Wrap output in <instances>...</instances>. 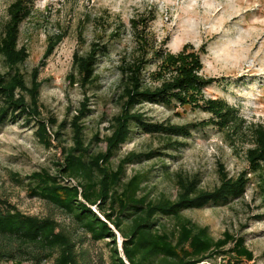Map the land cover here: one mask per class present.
Instances as JSON below:
<instances>
[{
	"label": "rangeland",
	"instance_id": "obj_1",
	"mask_svg": "<svg viewBox=\"0 0 264 264\" xmlns=\"http://www.w3.org/2000/svg\"><path fill=\"white\" fill-rule=\"evenodd\" d=\"M15 0H0V32L9 18L8 8ZM152 18L150 29L157 44L170 54H180L186 45L200 54L203 68L199 75L215 78L200 96V104L167 107L144 103L138 107L149 120L178 125H197L190 137L150 135L137 130L113 159L120 160L132 152L159 151L150 160L129 164L128 181L136 174L147 177L140 195L150 199L162 196L176 198V173L198 177L200 187L213 190L221 185V171L237 179L248 171L250 183L244 196L228 205L211 204L204 209L186 210L184 215L202 226H209L215 238L225 232L246 239L254 252L255 262L264 264V191L263 177L250 169L247 151L253 145L248 129L264 124V0H36L33 12L21 27L20 45L27 47L29 58L21 66L30 81L34 68L39 67L41 115L49 125L53 147H45L36 135L37 124L22 119H8L0 124V199L8 201L28 215L52 218L59 230L75 243L80 264H112L109 239L95 241L62 208L31 193L34 172L49 170L58 173L63 149L73 144L68 126L61 137L55 136L64 121L79 115L86 104L91 110L83 120L87 143L92 153L105 151V137L110 124L121 109L120 61L131 58L136 49L133 20ZM59 34L66 37L51 56L45 58L51 40ZM94 42L108 45L100 55L96 80L88 88L73 83L76 51L87 53ZM149 73L158 70L157 61ZM6 67L0 55V72ZM215 99L225 101L239 110L241 128H223L219 118L204 110L201 104ZM56 121L57 125L52 126ZM99 135V138H96ZM184 143L176 151L167 149L169 141ZM64 183H69L65 180ZM75 183V181H72ZM262 215V217H261ZM172 225V221H168ZM123 237L117 232L122 251ZM123 255V252H122ZM127 264L128 261L123 257ZM54 264V258L36 245H24L10 236L0 235V264ZM217 264H237L229 257Z\"/></svg>",
	"mask_w": 264,
	"mask_h": 264
},
{
	"label": "trees",
	"instance_id": "obj_2",
	"mask_svg": "<svg viewBox=\"0 0 264 264\" xmlns=\"http://www.w3.org/2000/svg\"><path fill=\"white\" fill-rule=\"evenodd\" d=\"M35 2L13 1L8 8L9 18L0 32V55L6 67L5 72H0V124L8 119L35 122L39 141L50 148L54 143L49 125L39 119L43 84L39 67L31 72L30 81L21 69L29 58L27 47L20 45L21 27L31 16ZM150 21L152 18L142 16L132 22L137 50L131 58L120 61L121 109L111 121V133L105 137L106 150L92 153V145L87 143L83 120L91 110L84 104L79 115L70 122L64 121L55 134L61 137L62 130L68 126L73 132V144L63 149L58 173L52 174L46 169L34 172L30 176L34 182L31 193L65 210L93 240L109 239L108 243L114 245L112 264H127L123 257L129 264H217L223 257H229V261L236 259L237 264L253 261L255 255L247 247L245 237L227 231L221 238H215L209 226H202L184 215L186 210L204 209L211 204L225 206L244 196L250 183L248 171L235 179L222 170L221 185L213 190L202 189L198 177L176 173V198L150 199L148 195H140L142 184L147 180L145 175L136 174L124 180L129 164L150 160L158 150L132 152L120 160L117 168L113 165V159L137 130L165 135L171 140V137H190L197 126L151 121L140 112L139 106L144 103L195 106L200 104L202 91L216 81L199 75L203 68L201 56L190 45L178 55L158 45ZM65 37L59 34L50 41L45 58L53 54ZM108 50V45L94 42L87 53L76 51L74 72L69 75L71 81L89 88L96 80L100 55ZM154 59L158 70L149 73ZM200 106L218 117V124L223 128L229 125L241 128L244 124L239 110L225 101L210 99ZM55 125L57 122H52V126ZM248 129L253 145L247 151V159L251 171L263 177L264 191V124H254ZM181 146L184 143L178 140L169 141L167 149L176 151ZM65 180L69 183H64ZM167 220H171L172 225ZM117 232L123 237L122 251L117 243ZM0 235L40 247L54 258V264H80L75 243L66 232L59 230L55 219L28 215L2 199Z\"/></svg>",
	"mask_w": 264,
	"mask_h": 264
},
{
	"label": "built area",
	"instance_id": "obj_3",
	"mask_svg": "<svg viewBox=\"0 0 264 264\" xmlns=\"http://www.w3.org/2000/svg\"><path fill=\"white\" fill-rule=\"evenodd\" d=\"M253 262H255V260H253V261H247V262H244L243 264H252Z\"/></svg>",
	"mask_w": 264,
	"mask_h": 264
}]
</instances>
